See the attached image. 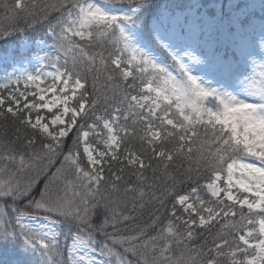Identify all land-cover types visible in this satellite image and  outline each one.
<instances>
[{
	"label": "snow or ice",
	"instance_id": "snow-or-ice-1",
	"mask_svg": "<svg viewBox=\"0 0 264 264\" xmlns=\"http://www.w3.org/2000/svg\"><path fill=\"white\" fill-rule=\"evenodd\" d=\"M0 10V264H264V0Z\"/></svg>",
	"mask_w": 264,
	"mask_h": 264
},
{
	"label": "trees",
	"instance_id": "trees-1",
	"mask_svg": "<svg viewBox=\"0 0 264 264\" xmlns=\"http://www.w3.org/2000/svg\"><path fill=\"white\" fill-rule=\"evenodd\" d=\"M227 1L228 0H223L224 3H226ZM179 2L187 3L188 0H179ZM200 2L208 4L212 2V0H200ZM2 16H3V11L0 10V17ZM9 43H13V42L10 41ZM5 48L6 46L0 43V49H5ZM5 131L7 132L8 137H12L15 134V125L12 123V121L9 120L8 122H5L3 120H0V135H3ZM69 143H70V140H69ZM149 175H151V173H149ZM152 210H153L152 206L146 207L143 211L142 216L138 220L134 221L133 223L142 225L143 223L147 222ZM196 243H199V241H196ZM3 256H4V253L2 249H0V259H3Z\"/></svg>",
	"mask_w": 264,
	"mask_h": 264
},
{
	"label": "rangeland",
	"instance_id": "rangeland-1",
	"mask_svg": "<svg viewBox=\"0 0 264 264\" xmlns=\"http://www.w3.org/2000/svg\"><path fill=\"white\" fill-rule=\"evenodd\" d=\"M259 2H260V0H256L254 3H255V4H258ZM0 64H1V63H0Z\"/></svg>",
	"mask_w": 264,
	"mask_h": 264
}]
</instances>
